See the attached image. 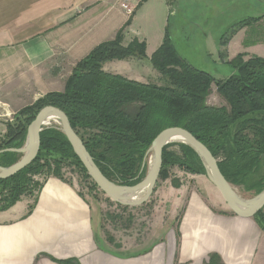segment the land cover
Returning <instances> with one entry per match:
<instances>
[{"label":"crops","instance_id":"crops-1","mask_svg":"<svg viewBox=\"0 0 264 264\" xmlns=\"http://www.w3.org/2000/svg\"><path fill=\"white\" fill-rule=\"evenodd\" d=\"M121 1L0 0V108L12 117L45 93L63 90L76 62L113 38L129 18L123 45L143 40L145 56L107 61L103 70L144 83L160 78L150 56L167 28L166 5L156 11L150 0H139L127 15ZM218 47L222 62L234 57L219 42ZM215 190L211 200L170 182L155 192L162 234L146 250L114 249L99 233L93 204L75 186L50 175L36 196H21L0 210V264H62L58 260L70 258L79 264H205L210 253L224 264H264V232L253 216L228 211Z\"/></svg>","mask_w":264,"mask_h":264},{"label":"trees","instance_id":"trees-1","mask_svg":"<svg viewBox=\"0 0 264 264\" xmlns=\"http://www.w3.org/2000/svg\"><path fill=\"white\" fill-rule=\"evenodd\" d=\"M262 16H251L234 24L219 39V44L225 46L237 30L253 25ZM129 23L130 18L113 38L99 43L76 62L63 90L49 91L16 111L5 122L0 149L20 147L36 113L42 107L54 106L65 112L97 167L114 182L133 185L141 180L152 139L166 127L179 126L207 146L229 183L255 194L264 189V58L237 53L228 62L232 74L214 79L179 56L166 28L161 44L150 56L161 84L131 80L102 67L110 60L145 56L143 40L133 38L123 45V31ZM212 85L225 105L206 103ZM39 136V151L34 160L13 176L0 179V210L22 195L36 196L50 175L64 180L61 166L65 160L72 162L84 178H89L58 128L45 127ZM173 145L180 152L170 149ZM18 158L16 152H0V165L8 166ZM174 166L190 174H205L196 152L184 143L164 146L158 176L163 180L169 178L172 186L179 187V179L171 178L170 174ZM40 173L45 174L42 182L32 178ZM253 219L264 232V208ZM58 262L79 264L74 258ZM205 264L224 263L217 253H210Z\"/></svg>","mask_w":264,"mask_h":264},{"label":"rangeland","instance_id":"rangeland-1","mask_svg":"<svg viewBox=\"0 0 264 264\" xmlns=\"http://www.w3.org/2000/svg\"><path fill=\"white\" fill-rule=\"evenodd\" d=\"M150 5L155 7L156 11L164 9L166 5L167 14H162V17H164L165 26L179 56L192 66L210 73L214 79L226 78L233 72V69L230 72L231 66L228 62H222V53H217L220 49L219 39L239 21L251 16L264 15V0H150ZM144 22L147 23L142 21V25L148 27ZM242 28L245 30L235 36V33ZM242 28L228 38L224 46L226 51L233 56L243 51L242 53L264 58V16L253 25ZM225 48H223L224 51ZM208 52L212 53L211 56L207 54ZM209 57L213 61H210ZM149 82L161 84L162 81L159 77H154ZM206 103L212 106L226 104L214 87L211 88ZM10 117L11 115L0 108V134L3 133L4 122ZM49 126L59 129L56 121L50 122L47 127ZM170 149L180 152L177 145L171 146ZM18 155L20 158L21 154L18 153ZM146 169L147 161L145 172ZM61 174L64 180L75 186L93 204L95 216L97 215L98 219L99 233L110 247L146 250L162 234L163 227L160 226L161 221L159 222L162 208H157L161 204V199L155 192L165 187L169 188V178L165 180L158 178L153 192L144 203L123 208L107 197L97 186L93 187L91 178H84L81 171L69 160L62 162ZM170 174L171 178H178L187 191H200L209 199H214V192L216 193L217 188L206 175L190 174L177 166L171 168ZM44 177V173L32 176L39 182H42ZM231 185L235 193L244 200L256 195L245 191L241 186ZM223 206L230 211L226 203ZM166 223L168 221L165 220ZM174 223L175 220H173Z\"/></svg>","mask_w":264,"mask_h":264},{"label":"water","instance_id":"water-1","mask_svg":"<svg viewBox=\"0 0 264 264\" xmlns=\"http://www.w3.org/2000/svg\"><path fill=\"white\" fill-rule=\"evenodd\" d=\"M262 1V0H257ZM51 119L59 124V130L65 135L74 154L78 157L86 173L94 184L111 200L123 206H136L144 203L151 193L158 179L162 164V150L172 142H181L190 146L198 155L205 173L221 194L228 208L241 217H252L264 206V189L251 199L244 200L234 191L233 186L223 176L217 163V158L211 151L188 130L179 126H170L159 131L152 139L147 151V169L144 176L133 185H125L109 180L97 167L87 151L80 136L72 128L67 115L54 106L42 107L27 126L23 144L20 147L3 148L0 152L10 151L20 153L18 160L8 166H0V179L13 176L29 165L36 157L40 146V131L47 127ZM144 190L142 196L130 199L123 194L136 193Z\"/></svg>","mask_w":264,"mask_h":264},{"label":"built area","instance_id":"built-area-1","mask_svg":"<svg viewBox=\"0 0 264 264\" xmlns=\"http://www.w3.org/2000/svg\"><path fill=\"white\" fill-rule=\"evenodd\" d=\"M139 0H122L120 2L121 8L125 11L127 15H131L134 11Z\"/></svg>","mask_w":264,"mask_h":264},{"label":"bare ground","instance_id":"bare-ground-1","mask_svg":"<svg viewBox=\"0 0 264 264\" xmlns=\"http://www.w3.org/2000/svg\"><path fill=\"white\" fill-rule=\"evenodd\" d=\"M52 121H56L54 119H51L49 122H52ZM144 193V190H141V191H138L136 193H131V194H123L122 197H127L130 198V199H135V198H138L140 196H142Z\"/></svg>","mask_w":264,"mask_h":264}]
</instances>
